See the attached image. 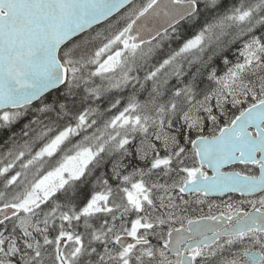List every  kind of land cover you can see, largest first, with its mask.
I'll use <instances>...</instances> for the list:
<instances>
[{"label": "snow or ice", "instance_id": "6c2138e0", "mask_svg": "<svg viewBox=\"0 0 264 264\" xmlns=\"http://www.w3.org/2000/svg\"><path fill=\"white\" fill-rule=\"evenodd\" d=\"M0 264H264V0H0Z\"/></svg>", "mask_w": 264, "mask_h": 264}]
</instances>
